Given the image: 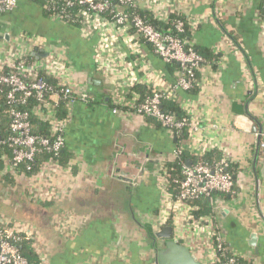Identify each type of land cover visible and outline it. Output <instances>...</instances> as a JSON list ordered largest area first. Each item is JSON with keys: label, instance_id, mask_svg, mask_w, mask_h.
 I'll list each match as a JSON object with an SVG mask.
<instances>
[{"label": "crops", "instance_id": "0c3cea01", "mask_svg": "<svg viewBox=\"0 0 264 264\" xmlns=\"http://www.w3.org/2000/svg\"><path fill=\"white\" fill-rule=\"evenodd\" d=\"M171 4L157 11L170 14L178 8L191 21V46L217 58L206 59L196 92H178L166 105L199 128L184 139L189 164L210 155L233 166L236 190L215 194L211 214L230 249L252 264H264V155L258 147L264 142V4ZM43 10L31 0H19L14 12L0 15V66L33 52L23 34L42 38L48 44L32 62L40 60L48 68L55 57L53 63L64 68L58 74L92 99L69 107L68 163L54 178L15 172L7 158L0 163V222L31 226L47 264H157L165 242L156 233L172 226L161 220L165 197L159 172L173 160L179 142L158 122L134 112L132 93L133 86L142 89L141 96L158 86L169 89L178 72L130 31L109 29L107 24L101 29L96 22L91 28H75L46 17ZM6 34L11 35L9 42L3 38ZM43 53L49 56L40 57ZM103 57L110 60V70L118 69V79L131 71V85L114 82L110 72L100 70ZM48 183L57 188V198L33 200L32 191ZM191 251L205 264L200 248Z\"/></svg>", "mask_w": 264, "mask_h": 264}, {"label": "built area", "instance_id": "2783aa9c", "mask_svg": "<svg viewBox=\"0 0 264 264\" xmlns=\"http://www.w3.org/2000/svg\"><path fill=\"white\" fill-rule=\"evenodd\" d=\"M116 1V4H113L110 0H50L47 1L43 9L48 10L52 5L57 6L61 2L62 10H58L55 16H52L55 20L64 24L70 22L80 23L83 26L88 24V28H91L96 22L101 29H104L102 25L107 24L109 29L118 28L126 32L130 31L149 44L163 64L176 63L180 66L181 71L178 72L176 82L171 88L166 89L158 86L144 96L139 95L136 91L132 93L135 96V100L131 104L134 112L155 120L179 142L178 147L173 152V160L181 162L180 177L172 180L178 188L176 195L168 190V164L160 168L159 172L160 184L165 197L164 208L162 207L163 218L161 220H165L163 221L165 225L172 223L170 227L173 229V238L177 242L182 243L184 246L188 244L191 248H187L190 250H192V247L194 250L200 248L203 251L205 264H243L240 260L242 257L227 245L221 229L214 222L213 214L198 216L196 211L199 208L191 205L193 201L203 200L207 201L212 209L215 204V194L232 195L235 192L234 176L227 170L231 163L226 159H222L217 163H208L204 160V155L192 164L184 162L182 160L183 155L186 153L185 145H183L186 138L184 134L197 132L199 128L193 123L194 120L192 121L187 115L178 116L165 109V104L175 98L178 92H191L198 89L200 85L199 72L206 60L194 47H187L185 40L181 38L186 25L190 28L191 21L188 18L186 24L183 21H176L175 30L177 34L161 32L152 23L146 22L140 15L128 14L126 10L131 6L141 5L153 16L152 18L156 22L167 23L173 14L179 13L178 8L170 14H165L163 11L158 12L157 9H163L164 5L171 7L172 0ZM262 2L264 4V0ZM18 5L19 0H0V15L14 12ZM53 9L55 10V8ZM76 9H79V11L74 14ZM21 38L35 52L43 50L48 44L42 38L28 36L27 34H23ZM100 51L104 54L107 53L104 49ZM28 54L24 53L21 56L14 57L0 66V87L7 86L9 88L7 103L10 107L9 111L12 119L9 136L6 139L0 137V151L5 147L10 150L13 169L22 164H27V169L30 170L29 164L35 160L37 155L47 150L58 156L66 146L65 133L68 121H58L56 119V106L47 104L45 106L46 110H37L39 115L50 120L56 138L54 142L34 133L29 111L15 108L17 105H26L30 97L43 98L44 92L47 90V84L43 78L39 77L40 72L46 70L45 72L52 78L56 80L60 78L57 85L60 90L53 92V100L56 99L54 101H57L59 93H62L69 98L68 106L72 107L78 102H90L92 96L80 91L78 85L71 84L65 76L58 74V72L63 73L64 68L61 69L55 65V62L53 63L55 57H52V62L48 61V69L40 60L28 63L24 59ZM109 61L107 57H103L98 62V68L106 73L110 72L111 77H114V82L131 85L128 78L131 71L126 75L127 78L120 77L118 79V69L112 68L110 70ZM118 112L119 107L113 110L114 114ZM260 149L264 155V142L260 143ZM60 169L59 161L57 159L51 160L41 165L36 176L41 179H52ZM57 194V188H54L50 183L32 191L33 200L38 203L53 202L57 198ZM24 242L31 243L40 264H47L48 258L39 244L34 229L27 224L11 221L0 222V264H30L21 252V245ZM192 254L196 257L194 252Z\"/></svg>", "mask_w": 264, "mask_h": 264}, {"label": "trees", "instance_id": "16d2710c", "mask_svg": "<svg viewBox=\"0 0 264 264\" xmlns=\"http://www.w3.org/2000/svg\"><path fill=\"white\" fill-rule=\"evenodd\" d=\"M47 1L50 0H31V2L39 5L40 7H42V9L44 8V5L47 3ZM113 4H116V0H110ZM62 3L60 2V4H58L57 6H53L48 9V10H43L44 14L46 15V17H52L55 16V13H57L58 10H62L63 7ZM55 8V10L53 9ZM79 9H76L74 11V14L78 13ZM126 12L128 14H138L140 15L146 22L152 23L159 31L161 32H165V33H170V34H177L176 30H175V22L176 21H183L187 22V17L182 14V13H175L171 16V19L169 22L167 23H159L156 22L151 14L146 11L144 8H142L141 5H136V6H131L129 7ZM67 25L71 26V27H75L78 28L80 26V23H75V22H70L67 23ZM181 38H183L185 40L186 46L190 47L191 46V34H190V28L188 25H186L185 28V32L183 34H181ZM197 52L202 55L204 57V59L206 60H212L214 58H217V56L211 54V56H207L206 54H203L202 52H200L199 50H197ZM36 57H33L31 54H28L27 56H25V60L28 63H31L32 61L35 60ZM170 70H175L177 72L181 71V68L178 64L174 63V64H169L167 65ZM39 77L43 78L47 84V90L44 92L43 98H38V97H30L27 100V104L26 105H17L15 108L17 109H23V110H27L30 112L31 114V124L33 127V131L37 136L40 137H44V138H48L50 139L52 142H54V140L56 139L53 131H52V127L50 124V120L46 119V118H41L39 116V113L37 112V110H41L44 109L46 110L45 106L47 104H52L56 109L57 112V117L56 119L58 121H68L69 120V98L65 97L62 93H59V98L57 101L53 100V92H57L60 89L57 87L58 83L56 82V80L54 78H52L51 76L47 75L46 73L40 72ZM197 89L191 91L192 93L196 92ZM134 91H139V93L143 92L141 88H134ZM9 92V88L7 86H1L0 87V137L2 139H6L9 136V128H10V124H11V116H10V107L7 103V94ZM144 94V93H141ZM165 109L169 112L175 113L178 116L180 115L178 112V110L172 106H169V104H165ZM187 133L184 134V137H187ZM5 158H7L9 161H11V153L10 150L8 148H2V150L0 151V163L2 161H5ZM69 158V153L66 152V149L64 148L58 156L55 155L54 152L52 151H43L41 154L37 155L35 160L33 162H31L30 165V170L27 169V164H22L16 168H14L13 170L16 171H20V172H24L26 175L30 176V177H35L40 168L41 165L50 162L51 160H55L57 159L60 163L61 166H65L68 163V159ZM182 160L184 162H189L186 155L184 154L182 157ZM204 160L208 163H217L218 159L215 160L213 157H211L210 155H206L204 157ZM66 167V166H65ZM233 176H234V180H235V190H236V173L234 172V168L231 165L228 169H227ZM180 173H181V162L179 160H172L168 163V179H169V191L172 192L174 195H176L178 193V188L176 187V185L173 184L172 180L180 177ZM46 205V204H44ZM192 206L194 207H198L199 210L196 211L198 214V216L201 215H209L211 214V207L209 206L207 201H203V200H196L193 201L191 203ZM203 213V214H202ZM21 252L23 253V255L29 260L30 264H40V260L37 256V254L35 253L34 249L32 248V245L30 242H24V244L21 245ZM241 262L243 264H252L250 261L248 260H244L243 258L240 259Z\"/></svg>", "mask_w": 264, "mask_h": 264}, {"label": "water", "instance_id": "95a60500", "mask_svg": "<svg viewBox=\"0 0 264 264\" xmlns=\"http://www.w3.org/2000/svg\"><path fill=\"white\" fill-rule=\"evenodd\" d=\"M6 41H10L11 35L6 34L3 36ZM33 57H38L37 52L33 51L31 53ZM49 56L48 53H43L40 55L42 58ZM258 91L255 92L253 100L256 99ZM255 130L257 128L255 127ZM260 143L258 147L260 148ZM158 238H161L165 242V247L157 252V264H202L191 252L189 248L184 246L182 243L177 242L173 238V229L170 226L164 227L160 232L156 233ZM253 243H256L255 238H253ZM252 243V244H253Z\"/></svg>", "mask_w": 264, "mask_h": 264}]
</instances>
